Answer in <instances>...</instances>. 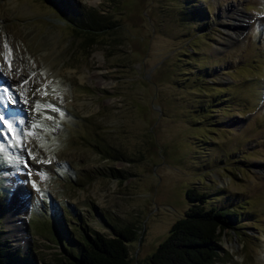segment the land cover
<instances>
[{
    "label": "rangeland",
    "instance_id": "1",
    "mask_svg": "<svg viewBox=\"0 0 264 264\" xmlns=\"http://www.w3.org/2000/svg\"><path fill=\"white\" fill-rule=\"evenodd\" d=\"M77 1L115 31L85 48L51 0H0V90L34 134L0 143V255L56 264L67 233L131 225L136 264L195 187L236 219L214 264H264V0ZM16 195L29 206L19 246Z\"/></svg>",
    "mask_w": 264,
    "mask_h": 264
},
{
    "label": "trees",
    "instance_id": "2",
    "mask_svg": "<svg viewBox=\"0 0 264 264\" xmlns=\"http://www.w3.org/2000/svg\"><path fill=\"white\" fill-rule=\"evenodd\" d=\"M51 4L59 19L85 48L96 43L98 34L114 32L119 25L110 13L77 0H51ZM186 197L189 206L184 216L171 225L167 238L159 242L155 251L136 264H214L218 260L219 237L225 229L234 227V214L227 209L208 206L209 194L195 187L186 190ZM107 226L108 234L84 229L79 236L72 237L66 232L72 245L66 248L58 242L63 247L64 257L56 264H131L128 243L138 237L136 228ZM25 255L27 253L13 260L0 255L3 257L0 264H24L21 259Z\"/></svg>",
    "mask_w": 264,
    "mask_h": 264
},
{
    "label": "snow or ice",
    "instance_id": "3",
    "mask_svg": "<svg viewBox=\"0 0 264 264\" xmlns=\"http://www.w3.org/2000/svg\"><path fill=\"white\" fill-rule=\"evenodd\" d=\"M6 52L4 53L5 56V61L8 64L9 70H11L12 62L11 59H9V56L11 54V48L8 46L7 42H5L4 45ZM3 66L0 65V71H2ZM27 82V81H25ZM2 95H0V143L12 140L15 141L16 146H20L23 139L26 138L27 135H34L33 133L30 132H25L23 128L21 127L24 124V120H19L18 122L9 119L8 117V112L10 110V106H14L17 103V98L12 94V91H10L9 87H3L2 90ZM44 95H48L47 90L45 89ZM23 103L27 104V99H23ZM47 107L50 108L52 111H59L54 105L48 104V105H40L37 104L35 106V109L39 111L41 108ZM63 115V113H61ZM48 119H53V117H47ZM39 127V125H36ZM29 155L31 159H35V155L31 153L30 150ZM4 149L3 147H0V153H3ZM17 162H23L25 167H29L27 161H21L19 158L17 159ZM38 162H45V161H38ZM50 162V161H48ZM28 175H31V171L29 170ZM35 184V182H32Z\"/></svg>",
    "mask_w": 264,
    "mask_h": 264
},
{
    "label": "bare ground",
    "instance_id": "4",
    "mask_svg": "<svg viewBox=\"0 0 264 264\" xmlns=\"http://www.w3.org/2000/svg\"><path fill=\"white\" fill-rule=\"evenodd\" d=\"M17 193H18V191H17ZM15 200L16 201H13L12 203H10L11 214L8 216V220L12 222L14 219H16L14 221H16L17 229L12 231L11 236H13V238H15L14 239V241H15L14 245L19 246L20 244L23 243V241L27 240V237L25 236V233H24L25 230H23L24 229L23 224L25 225V216H26V213L28 211L29 206H27L28 208L25 206L26 205L25 201L20 196L16 195ZM11 215L13 217L15 216L16 218L11 220V218H13V217H11Z\"/></svg>",
    "mask_w": 264,
    "mask_h": 264
}]
</instances>
